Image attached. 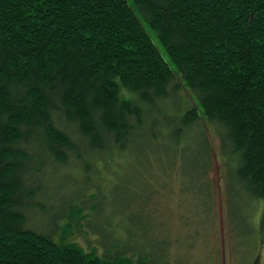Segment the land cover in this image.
<instances>
[{
  "label": "trees",
  "instance_id": "obj_1",
  "mask_svg": "<svg viewBox=\"0 0 264 264\" xmlns=\"http://www.w3.org/2000/svg\"><path fill=\"white\" fill-rule=\"evenodd\" d=\"M204 122L230 202H264V0H0V264H180L151 206L181 189L212 225ZM76 213L97 247L59 238Z\"/></svg>",
  "mask_w": 264,
  "mask_h": 264
},
{
  "label": "rangeland",
  "instance_id": "obj_2",
  "mask_svg": "<svg viewBox=\"0 0 264 264\" xmlns=\"http://www.w3.org/2000/svg\"><path fill=\"white\" fill-rule=\"evenodd\" d=\"M141 19L163 56L169 61L167 52L160 44L157 34L149 29L147 21L143 17ZM173 68L175 69L174 66ZM176 81L181 83L180 76ZM178 95L182 110L186 107L188 109L197 107L198 102L193 93L183 88L176 96ZM204 124L209 131L212 146L216 151L212 152L214 166L209 175V180L216 193V202L213 209V219L211 222L206 223L212 225L202 229L201 224L204 223L195 214L188 196H186L185 201L176 202L177 195L182 196L180 194L181 189L158 190V192H161L157 198L159 201H155L151 208L153 215L156 217V222L164 225L168 224L170 234L174 238L172 247L168 251L169 258L172 262L179 261L180 264H264V202L249 201L247 204L245 200L244 202L239 201L235 196H233L235 199L232 203L230 202L226 193L228 192L226 187L229 182L227 178L229 176V165L220 157V140L214 133L213 127L208 122H204ZM144 161H146V158ZM146 162H154V158L148 157ZM137 166L138 160L134 159L132 173L130 174L132 182L134 179L137 181L135 176L140 173ZM103 178L107 180L106 189L104 190L107 197L113 195L116 185L127 181L126 178H118L110 174L103 175ZM53 181L51 183L53 189L57 185H60L62 189L59 196L71 192L73 188L78 186L77 183L81 182L80 179L71 178L64 183L56 179ZM184 184L185 192H187L190 187L188 183L185 182ZM92 192L93 189L88 192V196ZM87 205H85L86 209ZM191 210L194 211L191 212ZM89 211L87 209V212ZM87 212L82 215H86ZM74 217L76 219L73 227L66 226L59 238L68 235L67 239L69 238L71 241L78 243L86 250L90 247H97L95 237L86 225L87 221L79 219L77 213ZM186 220L196 221L188 223L191 226L188 228L183 222Z\"/></svg>",
  "mask_w": 264,
  "mask_h": 264
}]
</instances>
